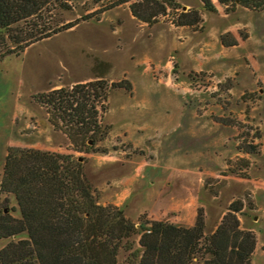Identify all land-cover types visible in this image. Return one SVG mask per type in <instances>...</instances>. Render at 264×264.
Here are the masks:
<instances>
[{
    "label": "rangeland",
    "instance_id": "374dc122",
    "mask_svg": "<svg viewBox=\"0 0 264 264\" xmlns=\"http://www.w3.org/2000/svg\"><path fill=\"white\" fill-rule=\"evenodd\" d=\"M138 1L60 0L51 16L75 25L0 60V214L19 218L1 190L9 147L71 154L99 203L136 226L143 218L191 227L177 221L180 209L167 210L179 193L184 217L195 198L209 233L240 201V226L256 236L251 264H264V8L211 0L210 12L201 0H168L167 14L147 24L131 13ZM189 11L199 21L176 26ZM101 85L105 98L97 90L88 106L96 103L105 133L88 153L74 151L53 105L38 97Z\"/></svg>",
    "mask_w": 264,
    "mask_h": 264
},
{
    "label": "trees",
    "instance_id": "16d2710c",
    "mask_svg": "<svg viewBox=\"0 0 264 264\" xmlns=\"http://www.w3.org/2000/svg\"><path fill=\"white\" fill-rule=\"evenodd\" d=\"M59 1L0 0V60L73 27L75 22L63 24L51 16L55 8H63ZM201 2L215 11L211 0ZM216 2L225 9L264 8V0ZM170 3L139 0L130 9L136 19L150 24L167 14ZM178 16L176 26L199 21L197 11ZM104 89L101 85L74 96L76 91L59 89L38 97L43 105H53L74 151L88 153L90 140L105 133L96 103L88 106L97 90L105 98ZM244 151L253 154L254 148ZM1 190L14 196L19 218L0 214V240L10 239L0 249V264H118L121 250L131 251L129 264H193L194 259L200 264H251L256 247L255 233L240 226V201L229 205L209 233L201 208L191 227L143 218L136 226L123 209L99 203L84 162L71 154L9 147Z\"/></svg>",
    "mask_w": 264,
    "mask_h": 264
},
{
    "label": "crops",
    "instance_id": "0c3cea01",
    "mask_svg": "<svg viewBox=\"0 0 264 264\" xmlns=\"http://www.w3.org/2000/svg\"><path fill=\"white\" fill-rule=\"evenodd\" d=\"M178 195H181V194L178 193L177 195H172V197H173V200L172 201H174V202H171L170 205L167 204V206L169 207V208L167 207V210L168 209H173V210L174 209H180L181 215H180V217L178 218L177 221L179 223H181V224L186 225V226H192L194 224L195 217H196V212H195L196 206H197L196 199L190 197V200L188 202L190 204H192V209L189 212L190 217L186 218L183 215L185 213V212H183L184 211L183 209H184V204H186V201L187 200L182 199V197H179ZM166 203H167V201H166ZM158 220L159 219H156L155 221H158Z\"/></svg>",
    "mask_w": 264,
    "mask_h": 264
},
{
    "label": "water",
    "instance_id": "95a60500",
    "mask_svg": "<svg viewBox=\"0 0 264 264\" xmlns=\"http://www.w3.org/2000/svg\"><path fill=\"white\" fill-rule=\"evenodd\" d=\"M92 143V140H90V143L89 144H91Z\"/></svg>",
    "mask_w": 264,
    "mask_h": 264
}]
</instances>
